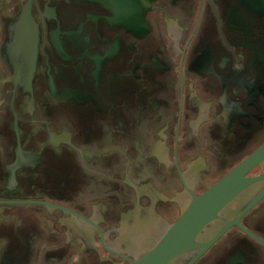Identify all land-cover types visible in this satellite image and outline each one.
Returning a JSON list of instances; mask_svg holds the SVG:
<instances>
[{
  "label": "flooded vegetation",
  "instance_id": "af4514ba",
  "mask_svg": "<svg viewBox=\"0 0 264 264\" xmlns=\"http://www.w3.org/2000/svg\"><path fill=\"white\" fill-rule=\"evenodd\" d=\"M263 142L264 12L0 0V264H132ZM263 188L192 264H264Z\"/></svg>",
  "mask_w": 264,
  "mask_h": 264
},
{
  "label": "water",
  "instance_id": "95a60500",
  "mask_svg": "<svg viewBox=\"0 0 264 264\" xmlns=\"http://www.w3.org/2000/svg\"><path fill=\"white\" fill-rule=\"evenodd\" d=\"M256 12H264V0H240ZM264 165V142L229 173L198 197H191L179 218L171 224L150 249L132 264H192L228 227H222L207 242H199L201 230L216 214L248 185L264 180V175L245 177L255 165ZM264 195L259 191L245 210Z\"/></svg>",
  "mask_w": 264,
  "mask_h": 264
}]
</instances>
